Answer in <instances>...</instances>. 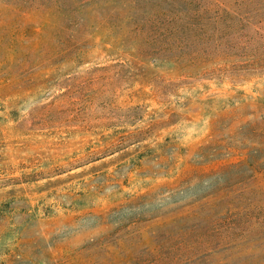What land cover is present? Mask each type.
<instances>
[{
  "label": "rangeland",
  "instance_id": "rangeland-1",
  "mask_svg": "<svg viewBox=\"0 0 264 264\" xmlns=\"http://www.w3.org/2000/svg\"><path fill=\"white\" fill-rule=\"evenodd\" d=\"M219 1L224 59L154 67L152 0H0V264H264V0Z\"/></svg>",
  "mask_w": 264,
  "mask_h": 264
},
{
  "label": "trees",
  "instance_id": "trees-1",
  "mask_svg": "<svg viewBox=\"0 0 264 264\" xmlns=\"http://www.w3.org/2000/svg\"><path fill=\"white\" fill-rule=\"evenodd\" d=\"M196 1L193 4V12L189 14L186 7L192 0H184L183 3L175 0H152L155 8L152 9L151 14L141 17L137 14H130L125 17V24L129 30L125 34L117 36L116 40L119 43L117 47L119 48L116 47V49H122L123 52L138 59L141 63L148 59L154 67L164 66L171 62L180 63L183 60L191 62L193 52H197L200 59H203L209 52L215 54L218 60L224 59L225 56L221 54L220 40L224 37L226 27L232 30L231 25L234 24V20L231 21L234 17H229V21L226 22L227 18H224L220 11L210 7L211 3L215 6L217 3H221L219 0ZM209 10H213L214 15L208 14ZM240 22L242 20H239L238 23ZM238 30L237 34L240 32V28ZM136 43L144 51L143 55L145 56H140V53L136 55L130 53ZM140 65V63L135 64L137 70ZM123 66V64L116 63L88 71L86 76L76 80V93L95 94L98 91L97 84L100 83L97 82L104 78L102 82L109 83L111 78L121 74ZM178 71L183 74L182 76L188 77L185 75V70L179 69ZM216 71H220L219 68ZM142 78H145L143 74ZM142 83L151 86L155 94L170 93L164 89L165 80L158 81L150 78ZM119 110L126 109L121 107ZM110 119L119 122L116 116L107 117V120L110 121Z\"/></svg>",
  "mask_w": 264,
  "mask_h": 264
}]
</instances>
